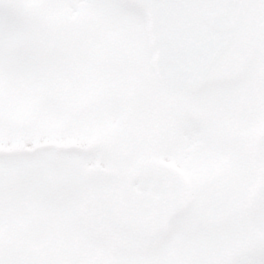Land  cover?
I'll return each mask as SVG.
<instances>
[{"label":"snow or ice","instance_id":"snow-or-ice-1","mask_svg":"<svg viewBox=\"0 0 264 264\" xmlns=\"http://www.w3.org/2000/svg\"><path fill=\"white\" fill-rule=\"evenodd\" d=\"M0 264H264V0H0Z\"/></svg>","mask_w":264,"mask_h":264}]
</instances>
